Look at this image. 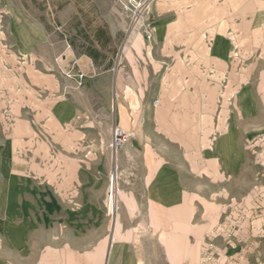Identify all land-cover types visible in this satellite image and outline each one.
<instances>
[{
    "label": "crops",
    "instance_id": "obj_1",
    "mask_svg": "<svg viewBox=\"0 0 264 264\" xmlns=\"http://www.w3.org/2000/svg\"><path fill=\"white\" fill-rule=\"evenodd\" d=\"M152 10V45L134 29L128 37L127 63L118 74L111 75V67L104 70L75 101L62 99L60 105L66 143L82 152L105 149L113 122L131 133L117 153L123 183L119 216L110 225L113 238L106 261L99 257L95 264H198L197 248L202 252L218 230L216 223L228 210L229 183L241 180L246 166L243 115L219 111V97L214 96V90L231 81H240L238 95L244 83L237 80L238 72L228 69L229 36L217 31L212 41L211 33L215 17L229 26L244 23L243 0H157ZM75 164L77 180L88 167L96 170L92 179L105 186L106 161ZM51 205L46 204V215ZM14 206L0 215V264H85L79 260V234L71 247L64 239L54 247L51 240H33L35 229L30 227L26 240V230L17 221L20 209ZM256 208L245 209L253 217L241 235L249 250L238 246L234 251L240 253L211 264H264L262 244L249 239L264 232L259 223L264 210ZM63 213L67 218L68 209ZM219 228L228 230L224 224Z\"/></svg>",
    "mask_w": 264,
    "mask_h": 264
},
{
    "label": "rangeland",
    "instance_id": "obj_2",
    "mask_svg": "<svg viewBox=\"0 0 264 264\" xmlns=\"http://www.w3.org/2000/svg\"><path fill=\"white\" fill-rule=\"evenodd\" d=\"M156 1L145 23L152 27L151 38L142 27L135 28L148 46L156 32L152 10ZM243 6L242 25L234 22L229 26L215 17L211 33L212 41L217 31L229 36L232 53L228 69L238 72L237 80L244 83L238 95L240 81H231L214 90V96L219 97V111L243 115L246 166L241 180L230 181L228 210L216 223L220 231L209 238L214 244L213 261L203 262V250L197 248L198 264L240 253L241 249L234 251L238 246L245 245L247 250L248 243L241 235L243 225L252 226L253 217L245 209L264 210V0H243ZM129 24V13L117 0H0V215L18 206L17 221L22 231L26 230V240L31 227L35 229L33 240H51L54 247L63 239L71 247L79 234L83 247L79 260L83 258L85 264H95L99 257L107 259L113 238L107 205L114 164L119 171L117 218L123 178L109 143L95 153L66 143L68 131L60 123V105L62 99L75 101L89 80L104 70L111 67L109 73L118 74L127 63ZM150 91L155 98V88ZM253 127L258 129L252 132ZM77 161H106L105 186L92 179L96 170L88 167L80 170L84 176L77 180ZM46 195L51 203L45 201ZM46 204L53 206L48 215ZM64 208L68 209L67 218ZM238 213L244 215L233 217ZM259 223L264 227V218ZM220 224L228 230L219 228ZM225 232L233 236L227 238ZM251 237L259 239L264 249V232ZM151 252L152 248L147 255Z\"/></svg>",
    "mask_w": 264,
    "mask_h": 264
},
{
    "label": "built area",
    "instance_id": "obj_3",
    "mask_svg": "<svg viewBox=\"0 0 264 264\" xmlns=\"http://www.w3.org/2000/svg\"><path fill=\"white\" fill-rule=\"evenodd\" d=\"M120 2L123 7L128 11L130 17L129 31L132 32L137 26L143 28V31L146 34V37L149 39L152 36V27L151 25H146V20L148 13L150 12L151 5L155 0H117ZM158 100H156V103ZM130 133L127 132L124 128L118 125H113L111 132V139L109 142V147L112 153L117 154L128 141ZM119 171L114 164L113 169L110 173V189L108 195V215L111 219L112 224L117 220L118 207H117V194L119 193ZM227 238H231L233 235L231 232H225L224 234ZM212 239V238H211ZM207 240L204 249H203V262H210L213 260L215 254L214 244L212 240Z\"/></svg>",
    "mask_w": 264,
    "mask_h": 264
}]
</instances>
